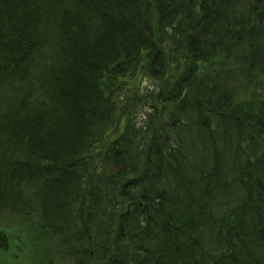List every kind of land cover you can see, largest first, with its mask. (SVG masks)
I'll return each mask as SVG.
<instances>
[{
  "label": "trees",
  "instance_id": "1",
  "mask_svg": "<svg viewBox=\"0 0 264 264\" xmlns=\"http://www.w3.org/2000/svg\"><path fill=\"white\" fill-rule=\"evenodd\" d=\"M141 70L167 119L109 142ZM24 185L74 264H264V0H0V210Z\"/></svg>",
  "mask_w": 264,
  "mask_h": 264
},
{
  "label": "rangeland",
  "instance_id": "2",
  "mask_svg": "<svg viewBox=\"0 0 264 264\" xmlns=\"http://www.w3.org/2000/svg\"><path fill=\"white\" fill-rule=\"evenodd\" d=\"M163 82L141 72L122 81L105 83L113 99H120L118 107L124 117L120 129L118 124L108 133L109 142L121 135L125 120L140 123L152 108L163 113L162 120L167 119L168 110L163 107L161 99L156 98L160 95L159 87L166 90L168 86L165 95L172 94L173 91L169 90L173 81ZM24 199L26 207L22 213L0 212V230L8 239L7 250L0 251V264H73L60 239L42 227L37 201L29 189L25 190Z\"/></svg>",
  "mask_w": 264,
  "mask_h": 264
},
{
  "label": "bare ground",
  "instance_id": "3",
  "mask_svg": "<svg viewBox=\"0 0 264 264\" xmlns=\"http://www.w3.org/2000/svg\"><path fill=\"white\" fill-rule=\"evenodd\" d=\"M0 192L2 193V197H7V194L4 191V189L2 188V186H0Z\"/></svg>",
  "mask_w": 264,
  "mask_h": 264
}]
</instances>
